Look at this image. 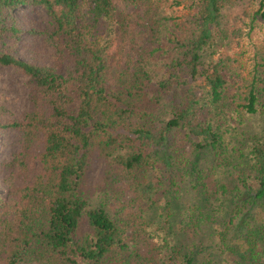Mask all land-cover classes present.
Returning a JSON list of instances; mask_svg holds the SVG:
<instances>
[{"label":"trees","instance_id":"obj_1","mask_svg":"<svg viewBox=\"0 0 264 264\" xmlns=\"http://www.w3.org/2000/svg\"><path fill=\"white\" fill-rule=\"evenodd\" d=\"M256 29L264 0H0L31 103L0 120V264H264V45L250 69L234 47Z\"/></svg>","mask_w":264,"mask_h":264},{"label":"rangeland","instance_id":"obj_2","mask_svg":"<svg viewBox=\"0 0 264 264\" xmlns=\"http://www.w3.org/2000/svg\"><path fill=\"white\" fill-rule=\"evenodd\" d=\"M248 6L246 4L240 5L232 10L229 14L231 24L241 25L243 28L245 25L239 18L243 15L244 9ZM248 21V20H246ZM264 35L256 29L251 35H243L242 44L234 46L236 51L240 53V57L246 63L247 69H250L253 63V56L258 57L263 51ZM30 42L28 40L22 41L20 45V58L23 60L31 59L30 56ZM0 105L3 110H0V120H5L8 117L21 118L26 114L30 107L29 89L25 84L24 77L12 67L0 66ZM0 141L2 145L0 147V162L11 157V154L20 146V135L18 133H3L0 135ZM37 149H32L29 168L32 172L36 165L33 158L36 155ZM103 168L102 161H95L93 168L89 172L88 180L90 187H94L98 182ZM4 188H0V192L3 193Z\"/></svg>","mask_w":264,"mask_h":264}]
</instances>
